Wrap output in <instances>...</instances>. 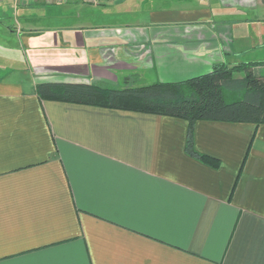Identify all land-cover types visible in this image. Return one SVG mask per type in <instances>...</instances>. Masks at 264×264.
I'll list each match as a JSON object with an SVG mask.
<instances>
[{
  "label": "crops",
  "instance_id": "0c3cea01",
  "mask_svg": "<svg viewBox=\"0 0 264 264\" xmlns=\"http://www.w3.org/2000/svg\"><path fill=\"white\" fill-rule=\"evenodd\" d=\"M9 12L25 47L0 52V264H264V125L197 122L215 169L185 120L36 93L264 64L263 0H0V27Z\"/></svg>",
  "mask_w": 264,
  "mask_h": 264
},
{
  "label": "trees",
  "instance_id": "16d2710c",
  "mask_svg": "<svg viewBox=\"0 0 264 264\" xmlns=\"http://www.w3.org/2000/svg\"><path fill=\"white\" fill-rule=\"evenodd\" d=\"M36 93L42 100L185 120L190 125L187 152L215 169L220 167V162L194 147L193 127L197 122L264 125L263 63L232 68L218 64L206 75L177 84L109 89L89 84L41 83Z\"/></svg>",
  "mask_w": 264,
  "mask_h": 264
},
{
  "label": "rangeland",
  "instance_id": "374dc122",
  "mask_svg": "<svg viewBox=\"0 0 264 264\" xmlns=\"http://www.w3.org/2000/svg\"><path fill=\"white\" fill-rule=\"evenodd\" d=\"M55 8L52 6V9ZM9 20L5 23V27H0V52L7 54V56H11L14 58L23 57L22 49L25 47L21 39L16 35V33L11 29L14 25V13L9 12ZM12 18V19H11ZM45 22L47 21V17H41ZM44 22V23H45ZM250 63V62H249ZM241 76V75H238ZM243 76V74H242ZM132 86H141V83L137 82L136 78L132 77L131 80ZM148 84V83H147Z\"/></svg>",
  "mask_w": 264,
  "mask_h": 264
},
{
  "label": "built area",
  "instance_id": "2783aa9c",
  "mask_svg": "<svg viewBox=\"0 0 264 264\" xmlns=\"http://www.w3.org/2000/svg\"><path fill=\"white\" fill-rule=\"evenodd\" d=\"M18 1H22V0H18ZM70 1H74V0H45V2H47L48 4H64ZM84 1L93 5L98 4V0H84Z\"/></svg>",
  "mask_w": 264,
  "mask_h": 264
}]
</instances>
